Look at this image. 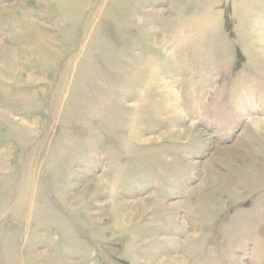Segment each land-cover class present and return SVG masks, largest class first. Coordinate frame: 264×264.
Here are the masks:
<instances>
[{
  "label": "rangeland",
  "instance_id": "obj_1",
  "mask_svg": "<svg viewBox=\"0 0 264 264\" xmlns=\"http://www.w3.org/2000/svg\"><path fill=\"white\" fill-rule=\"evenodd\" d=\"M0 264H264V0H0Z\"/></svg>",
  "mask_w": 264,
  "mask_h": 264
}]
</instances>
